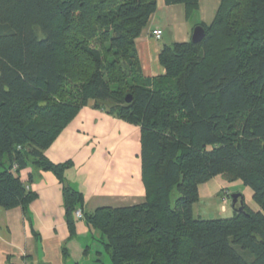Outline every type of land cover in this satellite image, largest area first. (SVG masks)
<instances>
[{
	"label": "trees",
	"instance_id": "1",
	"mask_svg": "<svg viewBox=\"0 0 264 264\" xmlns=\"http://www.w3.org/2000/svg\"><path fill=\"white\" fill-rule=\"evenodd\" d=\"M164 3L190 16L199 7ZM157 9L158 0H0V207L26 214L36 199L25 169L63 181L72 163L46 151L93 102L141 130L146 200L82 214L112 264H264V0H221L200 43L162 48L166 75L150 82L136 40ZM219 176L251 188L260 210L195 217L200 186ZM64 197L74 234L84 198L69 186Z\"/></svg>",
	"mask_w": 264,
	"mask_h": 264
},
{
	"label": "crops",
	"instance_id": "2",
	"mask_svg": "<svg viewBox=\"0 0 264 264\" xmlns=\"http://www.w3.org/2000/svg\"><path fill=\"white\" fill-rule=\"evenodd\" d=\"M220 5L221 0H199L197 12L190 16L185 5L167 6L164 0H158L157 11L136 40L144 78L151 82L164 77L166 70L159 58L162 48L190 42L194 28L211 25ZM154 30L162 31L160 40L153 37ZM141 153L138 126L95 108L93 102L85 106L46 151L54 164L72 163L63 181L51 172L25 169L20 173L21 180L36 199L26 214L22 207H0V264H112L100 230L90 227L76 213L86 216L100 208L143 203L146 188ZM31 176L34 181L30 183ZM239 183H229L219 176L200 186V201L220 196L222 190L229 192L230 185ZM64 186L84 198L73 215L74 234L68 227ZM250 195L253 200V191ZM242 197L251 210H260L255 202L253 206Z\"/></svg>",
	"mask_w": 264,
	"mask_h": 264
},
{
	"label": "rangeland",
	"instance_id": "3",
	"mask_svg": "<svg viewBox=\"0 0 264 264\" xmlns=\"http://www.w3.org/2000/svg\"><path fill=\"white\" fill-rule=\"evenodd\" d=\"M239 184L240 185L236 186L233 184L230 185L228 187L229 192L227 190H222L220 196H210L199 201L193 208L194 216L207 220L231 218L234 210L230 196L239 193L244 195L248 203L251 202L253 206H256L250 195L252 193V189L245 187L241 183Z\"/></svg>",
	"mask_w": 264,
	"mask_h": 264
},
{
	"label": "water",
	"instance_id": "4",
	"mask_svg": "<svg viewBox=\"0 0 264 264\" xmlns=\"http://www.w3.org/2000/svg\"><path fill=\"white\" fill-rule=\"evenodd\" d=\"M206 36V30L203 26H196L193 30V34L191 37L192 43H200ZM132 100V96H127L126 102L130 103ZM233 207L236 208L238 204H240V207L237 208L238 211H243L244 207V199L241 194H234L231 196Z\"/></svg>",
	"mask_w": 264,
	"mask_h": 264
},
{
	"label": "built area",
	"instance_id": "5",
	"mask_svg": "<svg viewBox=\"0 0 264 264\" xmlns=\"http://www.w3.org/2000/svg\"><path fill=\"white\" fill-rule=\"evenodd\" d=\"M162 34H163V33H162L161 30H154V31L152 32L153 37L156 38L157 40H160V39L162 38ZM76 214H77L78 218H80V219L83 218L82 213H81L80 211L77 212Z\"/></svg>",
	"mask_w": 264,
	"mask_h": 264
},
{
	"label": "flooded vegetation",
	"instance_id": "6",
	"mask_svg": "<svg viewBox=\"0 0 264 264\" xmlns=\"http://www.w3.org/2000/svg\"><path fill=\"white\" fill-rule=\"evenodd\" d=\"M237 207H240V204H238Z\"/></svg>",
	"mask_w": 264,
	"mask_h": 264
}]
</instances>
